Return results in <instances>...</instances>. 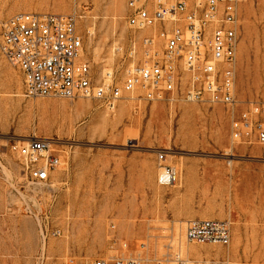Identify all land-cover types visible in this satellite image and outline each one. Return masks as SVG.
<instances>
[{"label": "rangeland", "instance_id": "1", "mask_svg": "<svg viewBox=\"0 0 264 264\" xmlns=\"http://www.w3.org/2000/svg\"><path fill=\"white\" fill-rule=\"evenodd\" d=\"M128 1L0 0V39L13 14L76 13L93 80L112 74L121 86L145 63L142 39L159 30L129 27ZM240 17L238 111L264 101V0H248ZM23 89L0 55V264H174V254L264 264V146L232 144L223 106L137 93L110 111L87 98H27ZM33 138L51 140L62 158L46 185L30 181L16 153ZM162 150L161 165L178 172L171 187L157 183ZM192 219L229 221L230 248L188 243Z\"/></svg>", "mask_w": 264, "mask_h": 264}, {"label": "built area", "instance_id": "2", "mask_svg": "<svg viewBox=\"0 0 264 264\" xmlns=\"http://www.w3.org/2000/svg\"><path fill=\"white\" fill-rule=\"evenodd\" d=\"M248 0H129L127 25L135 30L159 26L155 36L142 39L145 63L128 71L119 86L112 74L96 83L83 59V42L76 13L19 12L1 25L0 55L23 78L27 98L94 100L112 111L126 96L140 94L148 102L180 95L188 102L223 106L230 116L232 144L264 146V101L249 102L238 111L237 96L240 16ZM167 24H173L168 28ZM160 43V46L156 45ZM186 75V76H185ZM187 80L183 83V79ZM52 141L33 138L16 149L33 184L46 185L61 166L51 152ZM164 150L157 154L161 173L157 183L171 187L178 180L172 166H162ZM190 244L230 248L231 223L192 219L185 223ZM174 264H232L219 259H190L179 254ZM91 264H142L139 258H96Z\"/></svg>", "mask_w": 264, "mask_h": 264}, {"label": "bare ground", "instance_id": "3", "mask_svg": "<svg viewBox=\"0 0 264 264\" xmlns=\"http://www.w3.org/2000/svg\"><path fill=\"white\" fill-rule=\"evenodd\" d=\"M80 108V107H79ZM186 251H187V249H186ZM194 251H197V250H194Z\"/></svg>", "mask_w": 264, "mask_h": 264}]
</instances>
